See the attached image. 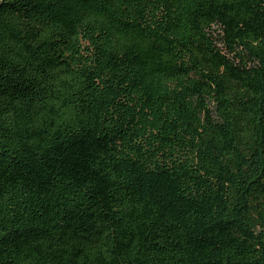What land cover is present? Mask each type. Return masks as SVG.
<instances>
[{
	"label": "trees",
	"instance_id": "1",
	"mask_svg": "<svg viewBox=\"0 0 264 264\" xmlns=\"http://www.w3.org/2000/svg\"><path fill=\"white\" fill-rule=\"evenodd\" d=\"M0 264H264V0H0Z\"/></svg>",
	"mask_w": 264,
	"mask_h": 264
}]
</instances>
